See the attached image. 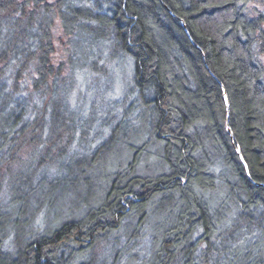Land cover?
<instances>
[{
	"label": "trees",
	"instance_id": "1",
	"mask_svg": "<svg viewBox=\"0 0 264 264\" xmlns=\"http://www.w3.org/2000/svg\"><path fill=\"white\" fill-rule=\"evenodd\" d=\"M103 52L137 92L101 124L72 96ZM263 55L264 0H0V264H115L130 221L148 264H264ZM74 174L95 207L35 232L29 199Z\"/></svg>",
	"mask_w": 264,
	"mask_h": 264
},
{
	"label": "rangeland",
	"instance_id": "2",
	"mask_svg": "<svg viewBox=\"0 0 264 264\" xmlns=\"http://www.w3.org/2000/svg\"><path fill=\"white\" fill-rule=\"evenodd\" d=\"M53 36V44L55 46V53L53 55L54 63L60 65L68 58L69 46L67 42L68 37L63 32L59 18L56 19ZM107 56V52H105L102 56L104 58H101L100 60L99 71L93 70V75H87L89 78H86L81 82L78 88L75 89L76 91L73 92L72 96V99L78 100L79 103L83 101L88 111L90 110V107H93L97 121L101 124L108 118L116 119L122 116L126 110H131L134 106L133 104L136 100L135 94L137 92V87H135L133 81V65L123 58H119L115 62L108 61ZM262 59L264 60V55ZM131 114V116L134 115V113ZM105 132H108V130L105 129ZM98 139L100 140L97 141ZM102 142L103 139H101V137H96L92 140V143L95 145L98 143L102 144ZM82 151H79L78 155H83L84 153ZM113 159H116V157ZM108 162L105 163L104 166H100L96 173L93 174L98 180L100 174L107 170L108 172H111V168H109L111 166H109L110 164H108ZM154 164L155 163H148V167L138 168L137 171L143 173L148 171L152 172L156 167ZM144 169L148 171H144ZM77 179L78 183L76 182ZM65 181L62 180V183L59 187L57 186L56 189L54 186L50 188L49 195L44 194L45 191H43L35 197L36 199L34 197L29 199V209L27 211L29 214L27 218L31 221L34 215H38L34 218V221H31L33 227L37 228L35 232L51 229L58 225L59 222L61 223L62 219L67 217L80 218L87 214L89 210L97 204L90 202L91 206L90 204L86 205V203H84L85 201L83 202L86 198L78 197V193L84 195L83 193L87 188L83 185L85 182L83 176L79 177L74 174L71 176L70 180H67V182ZM94 181L95 179H93V182ZM66 183H68V186L74 184L73 187H67L68 192L63 190ZM93 187H95L96 191L99 188L97 183H93ZM40 195L42 196V199L39 200ZM44 215H46V217H44ZM154 222H156V220ZM33 231L31 230L30 233H34ZM151 231L153 230L147 227L145 230H140V232L136 233L135 221H130L123 231L119 232L116 237L112 238H117L112 241H117L118 247L116 252H121L117 255L118 257L116 256L115 264H148V247H150L148 245L152 240ZM103 262L106 264H112V258L109 259V263H107L106 260Z\"/></svg>",
	"mask_w": 264,
	"mask_h": 264
},
{
	"label": "water",
	"instance_id": "3",
	"mask_svg": "<svg viewBox=\"0 0 264 264\" xmlns=\"http://www.w3.org/2000/svg\"><path fill=\"white\" fill-rule=\"evenodd\" d=\"M228 124H229V121H228ZM229 131H230V133H231V129H230V127H229Z\"/></svg>",
	"mask_w": 264,
	"mask_h": 264
}]
</instances>
